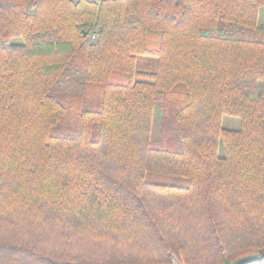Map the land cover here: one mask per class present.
<instances>
[{"label": "trees", "instance_id": "1", "mask_svg": "<svg viewBox=\"0 0 264 264\" xmlns=\"http://www.w3.org/2000/svg\"><path fill=\"white\" fill-rule=\"evenodd\" d=\"M263 5L0 0V264H264Z\"/></svg>", "mask_w": 264, "mask_h": 264}, {"label": "rangeland", "instance_id": "2", "mask_svg": "<svg viewBox=\"0 0 264 264\" xmlns=\"http://www.w3.org/2000/svg\"><path fill=\"white\" fill-rule=\"evenodd\" d=\"M258 24L264 23V5L259 8L258 16H257ZM15 42H20L21 39L14 38ZM156 67L155 58L152 56H137V68L138 70L145 71H154ZM92 86H95L92 85ZM100 87V86H99ZM91 97L94 103V107H97V103L100 97V89L95 87L94 90L91 91ZM162 110L159 105L154 107V114L152 118L151 125V134L150 141L152 147L163 148V149H176L177 143L173 141H169L168 139H162L160 134V128L162 125ZM69 122L75 126V118L74 114L69 116ZM221 126L226 129L237 130L241 127L240 118L230 114H223L221 116ZM165 125L167 128H173V112H169L165 117ZM217 154L222 156L224 154L223 145L220 141L218 144ZM147 179L149 181L162 183V184H170L177 186H186L188 185V179L186 177L180 175H171V174H149Z\"/></svg>", "mask_w": 264, "mask_h": 264}, {"label": "water", "instance_id": "3", "mask_svg": "<svg viewBox=\"0 0 264 264\" xmlns=\"http://www.w3.org/2000/svg\"><path fill=\"white\" fill-rule=\"evenodd\" d=\"M259 260H260V254L258 252H252L244 256H241L235 259L234 261H229L226 258L224 259L223 264H248L250 262L259 261ZM172 264H178V263L174 261Z\"/></svg>", "mask_w": 264, "mask_h": 264}]
</instances>
